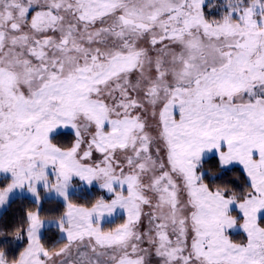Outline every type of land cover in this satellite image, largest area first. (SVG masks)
Returning a JSON list of instances; mask_svg holds the SVG:
<instances>
[{
	"label": "snow or ice",
	"instance_id": "snow-or-ice-1",
	"mask_svg": "<svg viewBox=\"0 0 264 264\" xmlns=\"http://www.w3.org/2000/svg\"><path fill=\"white\" fill-rule=\"evenodd\" d=\"M0 264H264V0H0Z\"/></svg>",
	"mask_w": 264,
	"mask_h": 264
}]
</instances>
